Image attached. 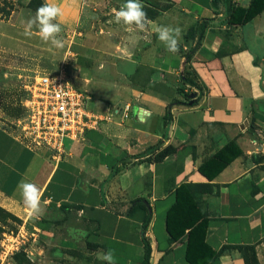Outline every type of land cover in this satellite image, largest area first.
I'll return each mask as SVG.
<instances>
[{
  "label": "crops",
  "instance_id": "1",
  "mask_svg": "<svg viewBox=\"0 0 264 264\" xmlns=\"http://www.w3.org/2000/svg\"><path fill=\"white\" fill-rule=\"evenodd\" d=\"M149 1L179 14L171 26L183 30L180 51L169 53L150 34L146 48L115 52L104 77L81 86L93 110L131 103L130 116L66 140L60 159L0 127V207L33 218L17 185H37L42 211L35 219L58 249L85 258L74 264H95L110 249L116 264H246L249 247L264 264V161L254 160L264 153V12L233 26L225 0ZM48 2L59 3L63 21L77 15L79 0ZM231 2L247 7L250 0ZM187 74L198 87L183 82ZM229 143L241 154L208 181L198 167ZM150 148L167 154L155 162ZM182 184L190 185L206 248L186 237L188 229L176 241L167 232Z\"/></svg>",
  "mask_w": 264,
  "mask_h": 264
},
{
  "label": "rangeland",
  "instance_id": "2",
  "mask_svg": "<svg viewBox=\"0 0 264 264\" xmlns=\"http://www.w3.org/2000/svg\"><path fill=\"white\" fill-rule=\"evenodd\" d=\"M125 2L79 0L72 21L60 17L57 21L64 41V47L57 49L38 35H24L22 21L35 16L43 0H0V14L11 9L6 17H0V127L16 129V122L25 115V88L36 76L62 70L76 87L91 96L81 84L104 77L106 68L113 66L115 52L128 56L133 49L146 48L150 34L157 37V26L175 25L179 20V14L167 3L142 0L149 19L143 31L122 22L117 24L113 9L118 10ZM254 160L264 161V153H256ZM71 220L82 227L74 218ZM78 260L85 258L58 249L49 230L35 218H19L0 207V264H74ZM94 262L103 264L100 260Z\"/></svg>",
  "mask_w": 264,
  "mask_h": 264
},
{
  "label": "built area",
  "instance_id": "3",
  "mask_svg": "<svg viewBox=\"0 0 264 264\" xmlns=\"http://www.w3.org/2000/svg\"><path fill=\"white\" fill-rule=\"evenodd\" d=\"M25 89V115L15 128L29 148H45L56 160L63 156L66 140H80L86 130L115 117L126 119L132 108L131 103H122L104 112L93 110L88 95L62 70L36 76ZM261 149L264 152V142Z\"/></svg>",
  "mask_w": 264,
  "mask_h": 264
},
{
  "label": "trees",
  "instance_id": "4",
  "mask_svg": "<svg viewBox=\"0 0 264 264\" xmlns=\"http://www.w3.org/2000/svg\"><path fill=\"white\" fill-rule=\"evenodd\" d=\"M5 1L6 0H1V3H4ZM225 4L227 23L233 26H243L264 12V0H250L247 7L239 5L235 6L231 0H225ZM10 10L11 9H8V13H1L0 17H6L10 13ZM198 31L199 36H201L203 30L198 28ZM186 61H189V56L186 58ZM183 82L185 84L198 87V85L189 78L188 74L183 78ZM179 91L182 95L187 97V95L183 92V89H180ZM231 146H234L235 151L229 155V148ZM148 151L153 155L152 160L155 162L161 161L167 154V150L155 153L154 149L150 148ZM240 154L241 151L236 147V145L234 143H229L200 165L198 167V172L208 181H211ZM190 190V185L186 184H182L175 189V200L166 217V229L171 241H176L181 238L185 230L188 229L186 237L190 240L192 235L196 236L200 247L206 248L203 241L204 231L202 222H199L196 217L199 212ZM238 249L242 248L239 247ZM244 251L246 264H258L255 251L252 247L244 248ZM148 254V244L144 243L145 259L148 258Z\"/></svg>",
  "mask_w": 264,
  "mask_h": 264
},
{
  "label": "clouds",
  "instance_id": "5",
  "mask_svg": "<svg viewBox=\"0 0 264 264\" xmlns=\"http://www.w3.org/2000/svg\"><path fill=\"white\" fill-rule=\"evenodd\" d=\"M145 5L142 0H126V2L117 10L113 9L114 20L117 24L123 23L125 26H135L136 29L143 31L149 23L147 12L144 10ZM62 15L59 3L48 2L40 6L35 16L28 19L24 24V35L31 37L33 34L38 35L45 43H50L54 48H63L64 41L61 37L62 27L58 21ZM36 32H33V29ZM158 40L164 45L166 51L176 54L180 51V39L183 30L179 26L161 25L155 28ZM20 195L23 199L24 206L29 210L33 218H38L41 214V190L26 180H21L17 185ZM97 259L106 262V264H116V256L113 250L98 253Z\"/></svg>",
  "mask_w": 264,
  "mask_h": 264
}]
</instances>
